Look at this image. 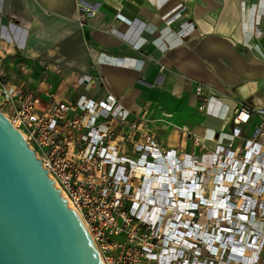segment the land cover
Here are the masks:
<instances>
[{"label":"built area","instance_id":"1","mask_svg":"<svg viewBox=\"0 0 264 264\" xmlns=\"http://www.w3.org/2000/svg\"><path fill=\"white\" fill-rule=\"evenodd\" d=\"M184 8L163 17L173 24ZM195 28L191 21L182 34ZM4 79L0 73L1 94L15 108L10 120L105 264H264V107L237 108L232 131L214 133V148L194 136L193 149L181 151L145 131V115L125 98L102 91L67 99L49 87L44 97ZM95 80L85 75L78 88ZM196 92L204 108L202 83Z\"/></svg>","mask_w":264,"mask_h":264},{"label":"crops","instance_id":"2","mask_svg":"<svg viewBox=\"0 0 264 264\" xmlns=\"http://www.w3.org/2000/svg\"><path fill=\"white\" fill-rule=\"evenodd\" d=\"M180 2L181 18L167 23ZM191 21L196 28L182 34ZM50 65L62 72L40 81L44 97L48 87L67 99L111 93L147 127L155 117L180 123L173 136L146 127L162 146L192 150L197 136L214 148V133L232 131L237 108L264 107V0H0L4 80L22 85L11 80L15 71ZM85 75L99 80L78 88ZM198 83L209 97L204 108ZM134 91L141 112L127 104ZM167 96L179 102L172 112Z\"/></svg>","mask_w":264,"mask_h":264},{"label":"water","instance_id":"3","mask_svg":"<svg viewBox=\"0 0 264 264\" xmlns=\"http://www.w3.org/2000/svg\"><path fill=\"white\" fill-rule=\"evenodd\" d=\"M0 264H105L79 212L1 109Z\"/></svg>","mask_w":264,"mask_h":264},{"label":"rangeland","instance_id":"4","mask_svg":"<svg viewBox=\"0 0 264 264\" xmlns=\"http://www.w3.org/2000/svg\"><path fill=\"white\" fill-rule=\"evenodd\" d=\"M46 67V66H45ZM45 67H41L38 69L33 70H27L26 68H22L19 72L14 73V75H11V80H15V82L20 83L27 88L28 90H32L36 92L35 90L40 84L41 80H44L45 77L50 73V71H54L53 69H46ZM49 72V73H48ZM55 82L57 81L54 78ZM80 81V80H79ZM78 81V84H79ZM85 96V95H84ZM167 99L169 100V106L166 108L167 111H173V109L177 106V103H179L177 100H174L170 98V96H167ZM145 101V100H144ZM0 109L9 117L12 118L15 113V108L13 105L8 104L7 101L3 98L1 91H0ZM147 124V125H146ZM180 123H176L171 120H163L160 118L155 117L152 119V121H149V127L147 121L145 120V129L147 127L148 131H153L156 133V135H175L177 132L180 131Z\"/></svg>","mask_w":264,"mask_h":264},{"label":"bare ground","instance_id":"5","mask_svg":"<svg viewBox=\"0 0 264 264\" xmlns=\"http://www.w3.org/2000/svg\"><path fill=\"white\" fill-rule=\"evenodd\" d=\"M137 99H138V94L136 93V91L133 92V95L132 94H128L127 97H126V101H127L128 106L130 108L137 109L138 112H141L142 105L137 101ZM197 131H202V129L199 128ZM177 142H178V136L177 137L175 136V137H173L171 139V143L176 144Z\"/></svg>","mask_w":264,"mask_h":264}]
</instances>
